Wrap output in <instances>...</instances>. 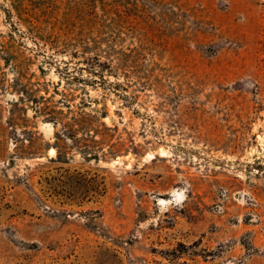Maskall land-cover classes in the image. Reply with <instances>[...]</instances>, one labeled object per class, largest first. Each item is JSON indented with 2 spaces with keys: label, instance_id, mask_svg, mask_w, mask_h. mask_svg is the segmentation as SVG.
Returning <instances> with one entry per match:
<instances>
[{
  "label": "rangeland",
  "instance_id": "rangeland-1",
  "mask_svg": "<svg viewBox=\"0 0 264 264\" xmlns=\"http://www.w3.org/2000/svg\"><path fill=\"white\" fill-rule=\"evenodd\" d=\"M0 264H264V0H0Z\"/></svg>",
  "mask_w": 264,
  "mask_h": 264
},
{
  "label": "bare ground",
  "instance_id": "bare-ground-1",
  "mask_svg": "<svg viewBox=\"0 0 264 264\" xmlns=\"http://www.w3.org/2000/svg\"><path fill=\"white\" fill-rule=\"evenodd\" d=\"M46 126H47V125H46ZM46 126H45V127H46ZM46 128H47V127H46ZM50 130H51V129H50ZM50 130H49V131H50ZM162 153H163V152H162ZM161 156H162V154H161ZM153 158H154L153 156H149V159H150V160H152ZM147 160H148V158H147ZM162 202H163V201H162Z\"/></svg>",
  "mask_w": 264,
  "mask_h": 264
}]
</instances>
